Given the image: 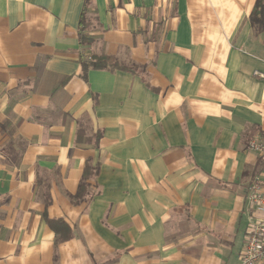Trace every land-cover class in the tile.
I'll return each instance as SVG.
<instances>
[{
  "label": "crops",
  "instance_id": "1",
  "mask_svg": "<svg viewBox=\"0 0 264 264\" xmlns=\"http://www.w3.org/2000/svg\"><path fill=\"white\" fill-rule=\"evenodd\" d=\"M257 1L0 0V264H241Z\"/></svg>",
  "mask_w": 264,
  "mask_h": 264
},
{
  "label": "built area",
  "instance_id": "2",
  "mask_svg": "<svg viewBox=\"0 0 264 264\" xmlns=\"http://www.w3.org/2000/svg\"><path fill=\"white\" fill-rule=\"evenodd\" d=\"M255 74L264 79V73L256 70ZM247 148L264 156V134L252 138ZM247 192L255 215L250 220L241 264H260L264 262V188L259 178L253 181Z\"/></svg>",
  "mask_w": 264,
  "mask_h": 264
},
{
  "label": "trees",
  "instance_id": "3",
  "mask_svg": "<svg viewBox=\"0 0 264 264\" xmlns=\"http://www.w3.org/2000/svg\"><path fill=\"white\" fill-rule=\"evenodd\" d=\"M251 21L253 26L257 30H263L264 29V0H258L255 10L251 16ZM89 25L87 24L86 20L83 17V20L81 22V32L79 35V41L81 46L86 47L92 45L93 43V37L87 32V28ZM81 66L84 72H87L89 69H107L114 71L116 69H119L122 67L117 61L113 60L108 55H98L94 53H89L85 58L81 59ZM84 181L81 182L80 190H79V196L77 198H80L83 195V191L86 189ZM63 223V222H61ZM54 224V223H53ZM65 224V223H64ZM63 235L65 237L66 235ZM59 240V239H58Z\"/></svg>",
  "mask_w": 264,
  "mask_h": 264
}]
</instances>
